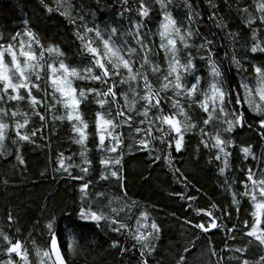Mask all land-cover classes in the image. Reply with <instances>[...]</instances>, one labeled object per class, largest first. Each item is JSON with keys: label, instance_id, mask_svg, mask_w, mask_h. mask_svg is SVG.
Instances as JSON below:
<instances>
[{"label": "snow or ice", "instance_id": "obj_1", "mask_svg": "<svg viewBox=\"0 0 264 264\" xmlns=\"http://www.w3.org/2000/svg\"><path fill=\"white\" fill-rule=\"evenodd\" d=\"M105 2L92 0L96 11ZM180 2L187 12L179 21L169 10L177 0H117L120 22L103 24L101 21L88 26L82 14L87 7L83 0L76 4L72 0H56L59 14L77 26L75 34L80 40L78 54L81 57L77 66H70L64 59L59 60L57 66L56 61L46 59L45 53H55L58 57H65L66 53L47 40L42 42L35 25L28 24L7 37L0 32V156H7L6 140L15 145L19 153L23 143L35 144L38 134L43 140L45 128L50 138L52 133L59 131L57 121L68 122L71 143L79 146L67 157L63 151L57 153L53 172L59 176L52 177L78 182L79 202L69 215L79 223L70 224L60 232L55 213H50L42 225L47 239L43 246L33 240L31 253L21 240L14 241L0 228L2 264H75L76 257L84 250L83 242L88 239L80 229L89 226L121 235L127 233L131 245L121 246L113 241L111 247L119 248L120 254L133 253L132 264H154L149 257L156 252L161 227L154 220L146 223L150 219L147 206L129 195L125 156L146 152L153 162L162 167L166 164L178 176V182L191 189L188 176L176 166L174 157V153L185 151V137L189 133L197 136L204 148L216 150L213 159L223 164L219 169L221 175L233 155L230 149L236 148L233 134L237 130L255 128L264 142V45L256 40L257 33L264 28V2L257 6L259 16L254 17L248 7L237 9L247 14L245 23L252 28V40L256 41L239 57L236 50L239 34L227 30V24L212 13L215 26L227 30L232 40L231 55L225 54L226 65L223 59H217L215 40L200 30L203 16L194 0ZM224 2L227 4V0ZM41 3L48 13L53 11L44 0ZM156 5L163 13L162 22H159V44L151 38L148 27L154 19L152 11ZM210 6L219 8L216 4ZM125 20L127 27L123 23ZM192 48L196 49V55L190 51ZM161 53L165 67L156 59ZM198 61L210 68L211 81L204 89L200 88L203 77L199 74ZM249 69L255 79V89L249 82ZM229 72H233V76L230 77ZM186 77L192 79L186 81ZM74 80L84 82L83 86H74ZM22 103L27 111H21ZM58 106L63 108V113ZM89 111L93 114L91 121L86 118ZM18 116L22 119H17ZM32 117L36 118L34 122ZM30 123L31 128L28 127ZM90 123L92 133L88 131ZM89 135L94 137L91 148ZM93 148L99 157L96 168L88 156ZM239 151L244 156L239 170L241 187L230 192L231 200L226 207L212 204L214 211L201 210L204 213L201 219L184 221L190 226V235L177 255L176 264H196V258L205 248L208 264H225L226 251L231 253L227 257L228 264L232 261L264 264V229L260 228L264 199L257 202V193L264 198V151L259 158L251 146ZM77 155L80 163L73 161ZM248 158L258 159V163L249 167L244 163ZM15 159L20 165L25 164L21 155H15ZM66 160L72 162L66 163ZM73 169L78 171L74 174ZM40 174L43 176L44 172ZM228 181L229 177H225L223 183L235 188L236 181L231 184ZM173 195L183 196L184 193ZM245 197L250 198L256 209L252 213L255 220L251 226L247 219L240 220V205ZM197 198L195 195L189 197L191 200ZM126 209L129 211L124 219H118ZM132 209L139 210L134 231L128 223L132 219ZM233 218L236 224L231 223ZM7 221L9 226L16 223L11 213ZM241 224L243 227L239 226ZM221 228L224 239L217 247L208 241L207 234H214ZM238 237L246 243L232 247ZM253 244L258 251L249 256V246Z\"/></svg>", "mask_w": 264, "mask_h": 264}, {"label": "trees", "instance_id": "obj_2", "mask_svg": "<svg viewBox=\"0 0 264 264\" xmlns=\"http://www.w3.org/2000/svg\"><path fill=\"white\" fill-rule=\"evenodd\" d=\"M194 2L203 16V20L199 25L200 30L203 34L215 40L217 59H223L225 65L227 64L225 54L231 55L232 52L230 47L232 40L231 37L227 36V30L239 34L238 40L240 43L236 44L238 57L256 42L252 40V28L245 23L247 14L237 9L248 7L249 12L254 17L259 16L257 6L264 0H227V4L224 0H194ZM44 3L53 8L51 13L47 12L41 0H0V32L7 37L10 33L19 31L28 24L35 25V28L39 30L42 42L47 40L66 53L65 57H58L55 53H45L46 59L56 61L57 66L61 59H64L70 66H77V63L81 60L78 54L80 40L75 34L77 26L70 24L64 16L59 14L56 0H44ZM72 3H81V0H72ZM210 4L219 5V8H213ZM83 5H87V7H84L82 14L84 23L88 26H91L93 22L100 23L102 21L103 24H113L114 21L120 22L117 15L119 11L117 0H106L100 6L99 11H96V6L92 3V0H83ZM89 8L91 12H89ZM169 10L172 11L173 16L178 21L185 18L187 12L180 0H177L174 6H170ZM214 12L218 20H222L227 24V30H221L215 26L212 19V13ZM162 15L159 5L154 6L152 11L153 23L149 24L148 27L151 29V38L156 44L160 42L158 30L160 28L159 22H162ZM123 23L127 27L128 21L125 20ZM252 27H255V25ZM80 31L83 34V29H80ZM88 35L91 36L92 34ZM256 40L264 45V28L257 33ZM241 45H244V47H241ZM178 46L180 45L178 44ZM190 51L193 55H196L195 48L190 49ZM8 59L9 57L6 55V61ZM20 59L23 63V58ZM156 59L162 67L166 66L163 53ZM198 63L200 65L199 74L203 77L200 88L204 89L211 81L210 68L203 61H198ZM256 63L260 62L256 61ZM247 75L250 78L251 86L255 89L256 84L251 69H249ZM229 76H233V72H229ZM191 79L192 77H186V81ZM83 84L82 81L74 80V86H83ZM21 92L23 94V90ZM49 92H51V87H49ZM256 99L258 101V95ZM83 107L82 105L81 108L83 109ZM93 107L96 106L93 105ZM20 108L21 111H27V107L23 103ZM58 109L63 113V108L58 106ZM86 118L91 121L93 118L91 111L86 114ZM17 119H22V117L18 116ZM35 119V117H32L33 122ZM57 124L60 125L58 132L52 133L49 138L48 129L45 128L43 140L40 139L38 134L34 138L36 143H23L19 153L15 151L16 146L6 140L7 156H0V228H3L14 241L16 239L21 240L30 253L33 240H36L38 245L43 246V241L47 239L42 233V225L50 213H55L60 232H64L70 224L79 223L69 215L79 202L78 182L67 178H52L53 175L59 176V173L53 172V169L57 166V153L63 151L65 157H67L72 152H76L79 146L71 143L68 122L64 121L61 124L57 121ZM32 126V123L28 125L29 128ZM21 131L24 132L27 129H21ZM88 131L89 133L93 132L91 123ZM9 135L11 137L12 133L10 132ZM233 136L236 148L230 149L233 155L229 157V166L225 169L223 175L219 171L223 164L213 159L216 150L204 148L203 145L199 144L198 137L193 136L191 133L185 137V151L174 153V157L176 166L188 176L192 185L191 189L185 188L182 183L178 182V176L174 175L172 169L166 164L162 167L160 163L153 162L146 152H134L125 156V177L129 195L142 205L147 206L150 219L146 223L150 224L154 220L161 227L156 252L149 257L154 264H176L177 255L183 250L184 244L190 235V226L184 223L185 220L201 219L204 215L201 210L214 211L211 208L212 204L221 207L227 206L231 200L230 192L241 187L239 170L242 167L241 161L244 156L239 149L251 146L257 158L264 151V142L261 141L255 128L237 130ZM93 138L92 135H89L88 145L90 148L92 147L91 141H93ZM127 144L128 141L125 140V145ZM197 148H199V152H197ZM66 149H71V151H66ZM17 154L23 157L24 165H20L15 159ZM88 156L94 161L93 168H96L99 159L96 149L93 148ZM73 161L80 163L79 156H74ZM65 162L70 163L72 161L66 160ZM244 163L251 167L253 164L258 163V159L252 161L251 158H248L244 160ZM234 170L235 175H233ZM77 171V169H73L74 174ZM41 172H44L43 176H41ZM225 177H229V184L233 180L236 181L235 188H229L223 183ZM111 190L115 191L114 188ZM181 191L184 193L183 196L173 195V193ZM192 195L198 198L195 200L189 199ZM261 199L264 198L257 193V202ZM240 207V220L247 219L251 226L255 220V217L252 216V213L256 211L254 204L250 201V198L245 197L242 199ZM128 211L126 209L121 212L117 218L124 219ZM9 213L12 214L16 222L15 225H8L7 216ZM131 216L132 219L128 223L134 231L136 227L135 220L139 218V210L132 209ZM38 221L39 224H37ZM261 221L260 228L264 229L263 216ZM231 223L236 224L235 218ZM239 226L243 227L242 224ZM142 230L147 232L149 229ZM80 231L88 239L83 242L84 250L76 257L75 264H132V260L135 259L133 253L120 254L119 248L111 247L113 241H118L121 246L131 245V239L126 238L127 233L121 235L92 226L80 229ZM207 236L209 242H214L219 247L224 239V230L221 228L220 231L214 234L208 233ZM2 243L0 241V244ZM245 243V241H240L238 237L237 242L232 243L231 246L239 247ZM257 251L255 244L249 246V256H254ZM202 252L203 254L196 258V264H208L207 249H203ZM229 255L231 253L226 251L225 264H228L227 257ZM3 259V255H0V264H2ZM232 264H235V261H232Z\"/></svg>", "mask_w": 264, "mask_h": 264}, {"label": "bare ground", "instance_id": "obj_3", "mask_svg": "<svg viewBox=\"0 0 264 264\" xmlns=\"http://www.w3.org/2000/svg\"><path fill=\"white\" fill-rule=\"evenodd\" d=\"M55 4V3H54ZM104 21V20H103ZM97 23V22H96ZM153 23V22H152ZM156 25V24H155ZM156 29V28H155ZM157 32V31H156ZM192 50V49H191ZM166 65V64H165ZM244 138V137H243ZM92 142V141H91ZM216 152V151H215ZM80 159V158H79ZM216 161V160H215ZM210 163V162H209ZM216 169V168H215ZM227 186V185H226ZM230 196V195H229ZM264 217V216H263ZM253 224V223H252ZM15 225V224H14ZM34 230V229H33ZM5 231V230H4ZM31 235V234H30ZM28 239V238H27ZM207 261V260H206Z\"/></svg>", "mask_w": 264, "mask_h": 264}]
</instances>
